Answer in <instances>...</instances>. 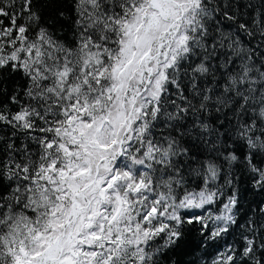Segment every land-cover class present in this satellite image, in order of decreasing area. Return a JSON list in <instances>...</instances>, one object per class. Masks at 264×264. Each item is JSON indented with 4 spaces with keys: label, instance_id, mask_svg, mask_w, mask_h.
I'll return each instance as SVG.
<instances>
[{
    "label": "snow or ice",
    "instance_id": "snow-or-ice-1",
    "mask_svg": "<svg viewBox=\"0 0 264 264\" xmlns=\"http://www.w3.org/2000/svg\"><path fill=\"white\" fill-rule=\"evenodd\" d=\"M192 248L264 264V0H0V264Z\"/></svg>",
    "mask_w": 264,
    "mask_h": 264
},
{
    "label": "trees",
    "instance_id": "trees-1",
    "mask_svg": "<svg viewBox=\"0 0 264 264\" xmlns=\"http://www.w3.org/2000/svg\"><path fill=\"white\" fill-rule=\"evenodd\" d=\"M59 7V5H57ZM260 199V197H257ZM213 254V249H208L206 253H201L199 248H192L186 252H182L180 254L173 255V259L178 260L179 264H202L204 259H210ZM169 264L171 262L169 261Z\"/></svg>",
    "mask_w": 264,
    "mask_h": 264
}]
</instances>
